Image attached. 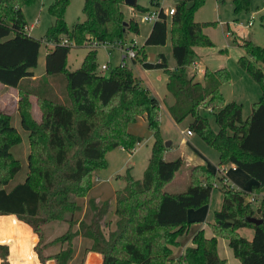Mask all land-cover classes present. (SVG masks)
Masks as SVG:
<instances>
[{
	"label": "trees",
	"instance_id": "1",
	"mask_svg": "<svg viewBox=\"0 0 264 264\" xmlns=\"http://www.w3.org/2000/svg\"><path fill=\"white\" fill-rule=\"evenodd\" d=\"M32 1L0 0V81L18 87L17 108L30 138L27 176L7 188L21 168V161L11 148L22 136L12 124V114L0 108V214H13L32 226L39 236L34 248L41 262L55 257L56 264H67L74 252L73 237L82 235L92 239L89 249L101 253V264H167L170 246L177 245L179 236L196 221L188 218V208L206 204L217 187L222 201L208 222L212 234L207 235L203 227L194 230L179 261L224 264L225 258L217 251V239L224 237L240 264H264V71L257 64H264V45L232 32V40L245 51L238 57V64L261 88L260 97L251 103L250 113L243 116L242 102L226 101L222 95L220 86L230 76L226 66L205 67L201 80L187 70L198 56L195 46L213 43L203 27L214 22L194 19L195 10L204 0L177 1L169 29L164 18L152 23L144 43L137 47L133 63L139 61L144 68L164 69L166 88L172 95L167 103L172 119L177 123L187 119L188 128L217 151L219 165L232 163L256 180L249 191H244L222 184L223 176L205 164H194L189 167L186 189L170 192L164 187L174 178L183 159L164 158L167 147L160 127L159 99L150 94L126 61L105 74L98 61L99 47H88L81 65L68 67L72 47L87 45L91 37L117 43L126 39L127 31L139 32L138 21L133 17L125 20L123 16L124 0H84L85 18L71 26L65 15L71 0H52L49 11L54 21L41 38L26 30L28 23L22 6ZM248 2L232 0L235 11L247 9ZM134 8L148 7L135 3ZM259 20L264 29V8ZM168 35L175 65L170 67L162 52L155 61L147 60L145 45L165 44ZM64 39L68 41L62 43ZM43 42L50 45L46 74L37 76L34 68ZM53 77L65 84V98L50 95ZM31 95L37 97L41 106V118L32 112ZM206 111L214 115L216 129L211 127ZM138 115L145 116L153 142L140 178L128 169L119 174L124 185L115 190V228L109 234L103 230L111 200L100 203L92 198L94 215L90 222L76 221L78 228L46 241V224L66 220L72 225L76 220L75 212L82 208L77 198L88 194L94 173L107 166V151L121 146L132 152L142 140L127 128ZM247 193L255 199L246 198ZM13 215L9 216L15 219ZM247 215L263 220L254 223L245 219ZM241 226L253 229L250 239L237 231ZM32 242L33 239L31 246ZM56 245V251L45 252V248ZM31 254L27 264H36L32 250ZM9 256L10 245L0 242L1 264H11Z\"/></svg>",
	"mask_w": 264,
	"mask_h": 264
},
{
	"label": "rangeland",
	"instance_id": "2",
	"mask_svg": "<svg viewBox=\"0 0 264 264\" xmlns=\"http://www.w3.org/2000/svg\"><path fill=\"white\" fill-rule=\"evenodd\" d=\"M51 2L52 0H33L22 6L28 23L27 26L34 24L32 29H27L28 34L37 38H41L45 35V32L54 21V17L49 11V5ZM137 2L151 8L149 0H137ZM176 2V0H163L165 5L168 3L174 4ZM83 7L84 0L70 1L65 14L66 20L70 26L77 20H83L85 18ZM263 8L264 0H249L248 8L240 11L234 10L232 0H204L194 12L195 20L214 22L206 24L203 27V31L211 38L213 43L211 45L195 46V51L199 55L196 57L198 66L194 69L193 65L189 64L187 65V70L189 73H194L196 79L201 80V67L214 69L219 66H226L230 76L229 79L222 82L220 86L222 95L226 101L236 100L242 102L243 116H247L250 113L251 103L260 97L261 88L259 83L238 64V57L245 53V51L243 47L232 40V32L236 34L237 37H249L256 43L264 45V29L259 20L260 11ZM121 9L123 10L125 20L134 16V19H136L139 24V32L131 33L127 31L126 38L130 39L131 37H134L139 45L143 44L152 24L141 20L140 15L142 11L129 6L125 2L121 4ZM252 14L255 18L252 25L247 27L246 22ZM167 26L169 29L170 17L167 18ZM228 30L230 31L228 32ZM49 47V44L46 45L45 42H43L39 53L38 64L34 68L37 76L46 74V53ZM105 48L106 47L103 46L99 48L98 61L101 64L105 62L110 64L108 68L104 69V73L109 74L112 68L121 61L122 53L119 48L115 47L112 54H108ZM88 49V46L85 44L73 46L68 56V67L71 69L79 67ZM145 50L147 60L155 61L156 58H158V54L162 52L167 58L168 65L170 67L175 65L169 35L165 44H146ZM126 62L133 68L134 73L140 78L143 85L148 88L150 94L155 95L160 101L158 112L161 120V133L166 136H174V142H171L166 146L167 148L170 147L165 154L166 159H172L180 155L183 159L182 166L177 170L174 178L165 185L164 189L170 192L183 191L188 184L190 163L188 162L189 156L187 155V148H185V146H177V139L178 137L185 138L186 134L181 133V129L186 131L188 128L187 119H183L179 123H173L168 117V113L165 109V102H169L172 95L166 88L167 75L164 69L159 67L144 68L139 61L133 63L130 58H126ZM257 64L261 66L264 71V64L261 62H258ZM49 85L52 88L50 95L60 98L66 97L64 89L65 84L62 83L58 77L51 78ZM19 98L20 93L18 87L0 81V108L8 110L12 114V124L18 128L22 136L21 141L13 145L11 148L14 155L20 159L21 168L15 177L7 184V188H11L14 184L25 180L29 170V130L25 129L22 125L21 115L17 109V101ZM30 98L32 101V112L34 116L36 118H41L42 109L38 103L37 97L31 95ZM205 113L211 127L216 129L217 124L214 115L208 111ZM127 128L133 134L141 136L142 140L136 145L132 152H128L121 146H117L107 151V166L94 173L93 185L88 194L77 198V201L81 204L82 208L75 212L76 220L72 225L66 220H56L46 224L43 228L46 241H51L68 230H75L78 228V223L76 221L83 219L90 222L94 215L90 204L92 198H96L100 203L105 201L104 199L111 200V207L107 214L106 222L103 224V230L106 234H109L110 230L115 228V190L124 185V180L119 174H123L125 170L128 169L135 177L140 178L147 165L146 158L150 153L153 142V135L148 128L145 116L138 115L134 121L128 123ZM188 138L190 141H193L192 138H195V136ZM165 140L167 139H164V141ZM217 182L218 184L222 183L219 181ZM241 183L236 182L234 186H239L240 188H237L241 190L248 187L242 186ZM244 183L248 185L246 180H244ZM222 184H224V182ZM251 196L252 195L249 193L246 194V198H251ZM221 201V190L219 188H213L208 203L204 204V207L200 209L196 216H194L196 217V221L191 224L186 233L179 236V243L177 245L170 246V260L167 264H188L185 261H179V256L184 250L182 245L185 243L186 237L191 233L193 234L194 230L197 228L206 226L208 221L213 219L214 210L221 206ZM252 202L255 203V201ZM17 220L18 223L15 222ZM207 226L209 228V224ZM240 233L248 238L250 237L249 233L243 229L240 230ZM31 234L34 236L32 237ZM0 235H10L13 238L12 256H9L11 264H19L21 261L23 262L22 264H27L30 257L32 258L31 250L34 254L36 264H56L57 262L55 257H48L44 263L41 262L34 248L39 241L37 232L31 225L23 223V221L19 220L16 216L15 219L8 216L0 217ZM32 239L34 242H32L31 246ZM223 242L227 243V240L225 238H220L218 252L221 256L226 257V264H239V260L233 254L231 247L228 243L224 246ZM91 244V238L82 235L73 237L72 246L74 252L67 264H85L91 251L89 249ZM58 247V245L53 248L47 247L45 248V252H54ZM26 250H28V252ZM96 263L97 257H91L87 262V264Z\"/></svg>",
	"mask_w": 264,
	"mask_h": 264
},
{
	"label": "crops",
	"instance_id": "3",
	"mask_svg": "<svg viewBox=\"0 0 264 264\" xmlns=\"http://www.w3.org/2000/svg\"><path fill=\"white\" fill-rule=\"evenodd\" d=\"M176 1H180V0H176ZM136 3L137 0H136ZM140 4V3H139ZM175 4V3H174ZM142 5V4H141ZM131 6V5H129ZM144 6V5H143ZM131 7H134V6H131ZM147 7V6H146ZM252 25V24H251ZM250 25V26H251ZM230 27V26H229ZM249 27V26H247ZM107 50V53L109 54V51L107 48H105ZM115 49V48H114ZM113 49V50H114ZM199 56V55H198ZM196 65L198 66V61L196 60ZM203 67H201V72L203 74ZM172 100V98H171ZM171 100L169 102H171ZM169 102H165V109L168 113V117L169 119L173 122V123H177L176 121H174L171 117V115L169 114L168 110H167V103ZM17 105H18V101H17ZM18 109V108H17ZM20 113V112H19ZM242 113H243V109H242ZM142 116V115H141ZM181 133H184L186 134L185 138L181 137L177 139V146H185V148H187V155L189 156V163L190 165H194V164H205L209 169H211L214 173L218 174V175H221L223 176L224 180L226 181V184H230V185H233L238 182V183H241L242 186H248L246 187V189L244 190H250L251 188V185L253 183L256 182L255 179L252 178L251 175H249L247 172H245L244 170L240 169V168H237L235 165H233L232 163H222V164H218V153L217 151L210 147L207 143H205L198 135H195L194 133L192 134H188L185 130L181 129ZM163 135V134H162ZM192 136H195V138H192L193 141H190L188 137H192ZM164 139H170L171 142H174V136H166V135H163ZM172 147V145H171ZM170 149L167 148L165 150V153H164V158L165 157V154L167 153V151ZM172 149V148H171ZM213 151H211V150ZM183 151V150H182ZM150 154V153H149ZM149 154L146 158V162L148 161V157H149ZM181 156V155H180ZM182 156H183V153H182ZM221 166V167H220ZM190 167V166H189ZM244 180L247 181L248 185L244 183ZM244 184V185H243ZM236 186V185H235ZM234 186V187H235ZM239 187V186H236V188ZM217 188V187H216ZM240 188V187H239ZM96 199V198H95ZM105 200V199H104ZM208 203V202H207ZM204 207V205L200 206V207H197V208H188L187 210V216L189 219H195L196 220V214L200 211V209H202ZM2 215H5V216H8L10 217L9 215H13V214H2ZM15 217V215H13ZM192 216V217H190ZM212 221V220H211ZM210 222V221H208ZM25 223V222H24ZM27 224V223H26ZM208 225V224H207ZM202 226L203 228H205V233L207 235H211V230L210 228H208V226ZM244 230V231H247L249 233V239L252 237L253 235V229L250 228V227H247V226H241L239 228H237V231L240 233V230ZM241 234V233H240ZM0 242H3V243H8L10 245V256H12V247H13V238L12 236L10 235H0ZM244 236V235H243ZM191 237H192V233L189 234L188 237H186V240H185V243L182 245V247H186L187 245H189L191 243ZM246 237V236H245ZM220 238H224V237H218L217 241V251H218V245L220 243ZM248 238V237H247ZM227 240V238H225ZM223 241V240H221ZM224 243V246L225 244L227 245L228 243V240H227V243L226 242H223ZM92 252V253H91ZM233 252V251H232ZM219 254V252H218ZM220 255V254H219ZM221 256V255H220ZM93 258V257H97V263L96 264H101L102 262V255L101 253L99 252H96V251H90L89 255H88V258L86 259V262L85 264H87L88 260L90 258ZM223 257V256H221ZM225 258V263L226 264V257H223ZM239 260V259H238ZM240 264V262H239Z\"/></svg>",
	"mask_w": 264,
	"mask_h": 264
},
{
	"label": "built area",
	"instance_id": "4",
	"mask_svg": "<svg viewBox=\"0 0 264 264\" xmlns=\"http://www.w3.org/2000/svg\"><path fill=\"white\" fill-rule=\"evenodd\" d=\"M149 3L151 5V8H147L146 10H140L141 12V20L145 21V22H149V23H153L156 20H161V19H166L169 18L171 16V14L174 12L175 10V4H164L163 0H149ZM163 13V14H161ZM134 18V16H132ZM254 15L252 14L247 22H246V26H250L253 23L254 20ZM34 27V24H31V26H27V29H32ZM68 41V39H64L62 41V43H66ZM51 45H53V42H50ZM138 41L136 39H134V37H131L130 39L126 38L125 40H121L117 43H110V42H101L99 40H97L94 37L90 38V41L88 42L87 46L88 47H106L109 51V54H112L113 49L115 47L119 48V50L122 53L121 56V61L119 63H124V61H126V58H134L137 55V50H138ZM109 62V61H108ZM191 65H193V68L195 69L196 65V61H193L191 63ZM110 66L109 63L105 62L103 64H101V68L102 69H106ZM186 132L188 134H192L193 131L190 130L189 128L186 129ZM221 167V166H220ZM223 182L226 183V181L223 178ZM217 184V183H216ZM233 186V185H231ZM253 196H251V200H253Z\"/></svg>",
	"mask_w": 264,
	"mask_h": 264
},
{
	"label": "water",
	"instance_id": "5",
	"mask_svg": "<svg viewBox=\"0 0 264 264\" xmlns=\"http://www.w3.org/2000/svg\"><path fill=\"white\" fill-rule=\"evenodd\" d=\"M124 2L128 5L134 6V4L136 3V0H124ZM124 23H126V21H124ZM171 143V141L169 139L164 141V144L166 146H168ZM245 219L254 223H260L263 218L262 217H257V216H253V215H247L245 216Z\"/></svg>",
	"mask_w": 264,
	"mask_h": 264
}]
</instances>
